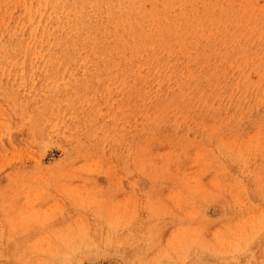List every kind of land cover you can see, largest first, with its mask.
<instances>
[{"label": "rangeland", "instance_id": "374dc122", "mask_svg": "<svg viewBox=\"0 0 264 264\" xmlns=\"http://www.w3.org/2000/svg\"><path fill=\"white\" fill-rule=\"evenodd\" d=\"M0 37V264H264V0H0Z\"/></svg>", "mask_w": 264, "mask_h": 264}, {"label": "bare ground", "instance_id": "6f19581e", "mask_svg": "<svg viewBox=\"0 0 264 264\" xmlns=\"http://www.w3.org/2000/svg\"><path fill=\"white\" fill-rule=\"evenodd\" d=\"M38 6H39V5H38ZM44 6H45V5H44ZM44 6H43V7H44ZM46 6H47V5H46ZM24 7H25V4H24ZM36 8H37V7H36ZM24 9L26 10V8H24ZM62 9H63V8H62ZM31 10H32V9H31ZM37 10H38V9H37ZM44 10H45V8H44ZM38 11H39V10H38ZM26 12H27V10H26ZM26 12H25V13H26ZM30 13H31V12H30ZM40 13H41V12H40ZM42 14H43V13H41V15H42ZM25 15H29V12H28V14H25ZM25 15H24V16H25ZM39 15H40V14H39ZM48 15H49V14H48ZM22 16H23V15H22ZM41 19H42V18H41ZM45 20H46V19H45ZM49 21H50V20H49ZM30 22H32V20H31ZM24 24H25V23H24ZM36 25H39V24H36ZM26 27H27V26H26ZM30 28H31V27H30ZM32 28H33V27H32ZM34 30H36V28H35ZM17 31H18V30H17ZM17 31H15V32H17ZM30 31H31V30H30ZM18 32H19V31H18ZM34 32H35V31H34ZM13 33H14V32H13ZM15 34H16V33H15ZM40 35H41V34H40ZM13 37H14V36H13ZM20 37H21V36H20ZM0 38H1V37H0ZM21 38H22V37H21ZM37 40H39V39H37ZM1 41H2V40H1ZM28 41H29V40H28ZM32 41H33V40H32ZM18 42H19V41H18ZM29 42H30V41H29ZM17 44H18V43H17ZM20 44H21V43H20ZM4 45H5V44H4ZM4 45H3V46H4ZM9 45H10V44H9ZM26 45H27V44H26ZM30 45H31V43L29 44V46H30ZM6 46H8V45H6ZM27 46H28V45H27ZM11 47H12V46H11ZM13 47H14V46H13ZM3 48H4V47H3ZM3 48H2V50L5 51V49H3ZM6 48H7V47H6ZM9 48H10V47H9ZM18 48H19V46H18ZM7 49H8V48H7ZM7 49H6L5 52H7ZM13 50H14V49H13ZM13 50H12V51H13ZM22 50H23V49H22ZM24 50H25V49H24ZM26 50H28V49H26ZM0 51H1V50H0ZM3 51H2V52H3ZM15 51H16V50H15ZM9 52H10V51H9ZM211 150H212V149H211ZM137 160H138V159H137ZM139 160H140V159H139ZM140 161H142V159H141ZM150 162H151V161H150ZM147 164H148V163H147Z\"/></svg>", "mask_w": 264, "mask_h": 264}]
</instances>
